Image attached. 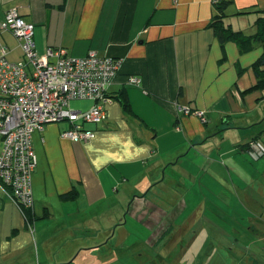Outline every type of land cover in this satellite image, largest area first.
<instances>
[{
	"label": "crops",
	"instance_id": "obj_1",
	"mask_svg": "<svg viewBox=\"0 0 264 264\" xmlns=\"http://www.w3.org/2000/svg\"><path fill=\"white\" fill-rule=\"evenodd\" d=\"M250 8L260 12L236 15ZM12 9L34 25L39 57L65 49L121 66L106 92L107 120L87 126L94 140L72 142L52 124L35 133L29 224L0 188V264H41L39 249L87 247L95 258L111 255L96 264H232L217 244L231 233L261 236L247 223L264 222V158L253 161L247 145L264 143V91L242 92L256 83L263 49L242 55L230 42L222 62L213 0H0V25ZM228 13L234 30L255 35L264 0H235ZM0 43L11 62L25 60L1 28ZM227 250L239 255L234 264H262L250 256L261 249Z\"/></svg>",
	"mask_w": 264,
	"mask_h": 264
},
{
	"label": "built area",
	"instance_id": "obj_2",
	"mask_svg": "<svg viewBox=\"0 0 264 264\" xmlns=\"http://www.w3.org/2000/svg\"><path fill=\"white\" fill-rule=\"evenodd\" d=\"M0 28L15 37L25 58L11 62L8 48L0 43V188L23 214L34 207L35 133L44 131L48 124L67 122L70 129L62 134L63 138L84 144L94 140L96 132L86 126L107 120L106 92L121 65L95 53L75 59L65 49H50L39 57L35 27L16 9L6 13ZM74 100L91 101L95 106L87 111L74 110ZM182 112L206 122L203 112ZM248 154L253 161L263 159L264 143L252 142Z\"/></svg>",
	"mask_w": 264,
	"mask_h": 264
},
{
	"label": "trees",
	"instance_id": "obj_3",
	"mask_svg": "<svg viewBox=\"0 0 264 264\" xmlns=\"http://www.w3.org/2000/svg\"><path fill=\"white\" fill-rule=\"evenodd\" d=\"M213 4L216 13L213 21L210 24V28L214 31L222 48V62L226 61V45L230 42H234L238 46L242 55L253 52L256 47H261L263 49V53L252 65V71L254 73L256 83L249 89L243 91L242 96L245 97L246 95L256 91H264V18H260L256 22L258 30L255 35H246L243 32L235 31L230 24L226 23L227 18L230 16L228 11L235 4V0H213ZM258 12L260 11H258L257 8H250L243 11H238L236 15L245 16ZM242 73L243 70H240L239 75ZM119 99L125 110L131 113L132 107L127 94H122ZM251 143L247 145V150L250 148ZM74 196L75 192L63 195L62 199H70ZM32 209L24 211L23 213L24 217L28 221V224L30 223L29 216L32 212ZM44 216L49 217L50 214L46 212Z\"/></svg>",
	"mask_w": 264,
	"mask_h": 264
},
{
	"label": "rangeland",
	"instance_id": "obj_4",
	"mask_svg": "<svg viewBox=\"0 0 264 264\" xmlns=\"http://www.w3.org/2000/svg\"><path fill=\"white\" fill-rule=\"evenodd\" d=\"M232 16V15H230ZM242 19V17L233 18V20ZM233 21V22H234ZM236 23L242 24V20L236 21ZM244 24V23H243ZM242 24V25H243ZM238 31V29H235ZM245 30H247V27H245ZM92 103L90 101H81V100H74L71 103V107L74 110H81V111H87L92 107ZM50 125V124H48ZM46 125V126H48ZM52 125L56 126L59 130L62 128L64 131H67V129H70V125L67 122H60V123H52ZM63 126V127H62ZM49 127V126H48ZM63 131V132H64ZM62 132V133H63ZM259 141V140H258ZM254 142V141H253ZM261 142V141H260ZM255 217V216H254ZM262 219H264L262 217ZM242 224V223H241ZM247 224H250L251 227L258 230V233L261 234V236H251L248 237V234L243 235L241 232L240 235L231 233L230 238L224 239L222 242V246H219L218 244L215 246L214 250L220 252L224 250L225 254L224 256L229 261L227 255L230 257V261L232 264L238 262V256L234 255V253H230L227 249H261L259 254H251L250 256L257 259L258 262H262L264 264V222L261 223L258 219V217L253 218L251 222L248 221ZM262 225V226H261ZM239 225L235 224L234 229H238ZM94 237V233H87V243L90 244L91 239ZM123 239H120V242ZM140 239L138 238H132L129 245L132 242H138ZM255 242V243H254ZM92 246V245H89ZM121 246V243H120ZM135 249H141V248H135ZM94 249H90L87 247V249H39V263L45 264L48 260H50L49 264H52L56 260H63L70 256V254L74 251L77 252L76 256L72 259V264H96V263H105L111 261V255H104L102 258H95L92 255V251ZM236 251V250H235ZM258 251V250H257ZM221 254H218L215 257H219ZM121 257V255L119 254ZM217 259V258H216ZM214 259V261H218ZM47 260V261H46ZM121 263V261H120Z\"/></svg>",
	"mask_w": 264,
	"mask_h": 264
}]
</instances>
